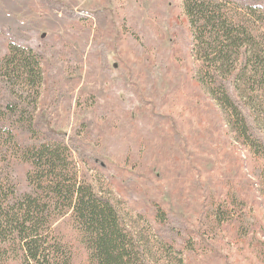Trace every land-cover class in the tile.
Returning <instances> with one entry per match:
<instances>
[{"label":"rangeland","instance_id":"obj_1","mask_svg":"<svg viewBox=\"0 0 264 264\" xmlns=\"http://www.w3.org/2000/svg\"><path fill=\"white\" fill-rule=\"evenodd\" d=\"M180 7L181 0H30L10 14L26 23L18 36L43 59L38 115L79 135L98 170L83 167L89 182L134 235L153 247L137 214L152 222L160 207L176 223L175 244H194L183 264H264L262 237L249 239L264 212L262 163L234 140L197 85L201 64L191 56ZM235 15L245 22L243 13ZM24 172L13 168L19 181ZM220 210L233 220L221 222ZM65 222L55 226L71 264H89L77 231Z\"/></svg>","mask_w":264,"mask_h":264},{"label":"trees","instance_id":"obj_2","mask_svg":"<svg viewBox=\"0 0 264 264\" xmlns=\"http://www.w3.org/2000/svg\"><path fill=\"white\" fill-rule=\"evenodd\" d=\"M1 1L7 44L0 60V264L18 259L71 264V252L55 226L63 220L77 231L89 264H183L194 244L189 239L175 244L176 223L154 207L152 222L137 214L152 232L153 247L134 235L89 182L83 167L96 173V163L84 154L79 135H68L38 115L43 59L18 36L26 23L10 14L30 0ZM180 8L191 56L201 64L197 85L234 140L261 161L258 187L264 195V0H181ZM240 12L245 22L235 15ZM251 20L259 30L250 28ZM18 165L25 167L21 181L13 175ZM224 211L216 212L219 220H233ZM257 235L263 251L264 212L251 237H242Z\"/></svg>","mask_w":264,"mask_h":264}]
</instances>
